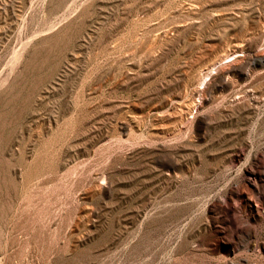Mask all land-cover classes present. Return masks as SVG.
<instances>
[{
  "label": "rangeland",
  "instance_id": "obj_1",
  "mask_svg": "<svg viewBox=\"0 0 264 264\" xmlns=\"http://www.w3.org/2000/svg\"><path fill=\"white\" fill-rule=\"evenodd\" d=\"M0 264H264V0H0Z\"/></svg>",
  "mask_w": 264,
  "mask_h": 264
},
{
  "label": "bare ground",
  "instance_id": "obj_2",
  "mask_svg": "<svg viewBox=\"0 0 264 264\" xmlns=\"http://www.w3.org/2000/svg\"><path fill=\"white\" fill-rule=\"evenodd\" d=\"M230 72H231V70H226V71H224V74L227 76V75L230 74ZM225 75H224V76H225Z\"/></svg>",
  "mask_w": 264,
  "mask_h": 264
}]
</instances>
